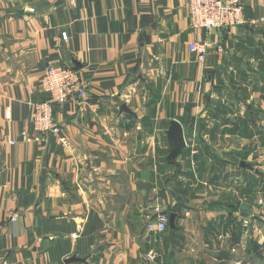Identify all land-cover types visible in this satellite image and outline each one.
Listing matches in <instances>:
<instances>
[{
    "label": "crops",
    "instance_id": "1",
    "mask_svg": "<svg viewBox=\"0 0 264 264\" xmlns=\"http://www.w3.org/2000/svg\"><path fill=\"white\" fill-rule=\"evenodd\" d=\"M241 3L245 23L195 30L187 0H0V264H242L262 245L237 176L264 181V0ZM51 63L86 87L53 103L60 135L31 122Z\"/></svg>",
    "mask_w": 264,
    "mask_h": 264
},
{
    "label": "built area",
    "instance_id": "2",
    "mask_svg": "<svg viewBox=\"0 0 264 264\" xmlns=\"http://www.w3.org/2000/svg\"><path fill=\"white\" fill-rule=\"evenodd\" d=\"M187 1L190 11V26L195 30H216L245 23L241 0ZM63 37L67 39V34H63ZM210 48L211 46L204 41H194L190 44L191 51L200 62H204ZM215 48L219 53L223 52L221 43H217ZM39 87L43 93L48 95V100L34 103L31 113L32 125L38 133L60 135V126L54 119L53 103L64 105L83 97L86 92L83 78L74 67L51 63L44 69ZM7 117H10L9 112H7ZM168 222L169 217L161 215L157 220L149 222L148 230L163 232L168 228ZM157 256V252L149 251L145 255V260L153 263Z\"/></svg>",
    "mask_w": 264,
    "mask_h": 264
},
{
    "label": "rangeland",
    "instance_id": "3",
    "mask_svg": "<svg viewBox=\"0 0 264 264\" xmlns=\"http://www.w3.org/2000/svg\"><path fill=\"white\" fill-rule=\"evenodd\" d=\"M262 184H264V181L262 183H259L257 180H255V182L248 181L242 174L237 176V206L241 203H245L251 207L255 206V210L259 213L258 215L262 217L260 219V217L257 216V219L259 222L261 221V226H264V186H262ZM250 189L253 191L249 194ZM243 219L247 220L245 221ZM252 219V216L250 217L248 213L247 218H242L241 220V224L245 226L241 230L244 238L243 243L245 244L250 241V239L257 237V233L252 229ZM260 241H262L261 246L256 245V243H254V245L252 243L241 247L237 246V256H240L242 264H264V240L260 239Z\"/></svg>",
    "mask_w": 264,
    "mask_h": 264
},
{
    "label": "water",
    "instance_id": "4",
    "mask_svg": "<svg viewBox=\"0 0 264 264\" xmlns=\"http://www.w3.org/2000/svg\"><path fill=\"white\" fill-rule=\"evenodd\" d=\"M174 133V140H175V148H174V151H173V155H176L178 154L182 147L184 146V139H183V129H182V126L179 122L177 121H174L172 123V126L170 128V131H169V134H173ZM244 208V206H242ZM174 217L175 215L174 214H171L170 215V223L173 224L174 222Z\"/></svg>",
    "mask_w": 264,
    "mask_h": 264
}]
</instances>
